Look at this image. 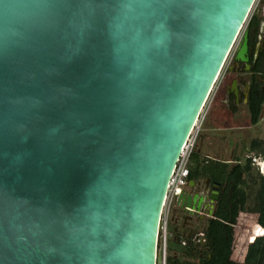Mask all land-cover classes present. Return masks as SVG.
Wrapping results in <instances>:
<instances>
[{
  "label": "water",
  "instance_id": "water-1",
  "mask_svg": "<svg viewBox=\"0 0 264 264\" xmlns=\"http://www.w3.org/2000/svg\"><path fill=\"white\" fill-rule=\"evenodd\" d=\"M255 3L0 0V264L159 262L171 177Z\"/></svg>",
  "mask_w": 264,
  "mask_h": 264
},
{
  "label": "flooded vegetation",
  "instance_id": "flooded-vegetation-1",
  "mask_svg": "<svg viewBox=\"0 0 264 264\" xmlns=\"http://www.w3.org/2000/svg\"><path fill=\"white\" fill-rule=\"evenodd\" d=\"M264 3V0H263ZM261 11V8L259 9ZM260 14V12L258 13ZM263 19L259 29L254 28V14L245 31L240 34L235 46V56L231 60L227 73L230 74L231 81L226 80L223 87V96L227 98V111L237 113L236 108L247 106L250 114H257L258 109L260 116L264 110V11L260 14ZM263 35L262 38L260 36ZM245 51L242 53V49ZM236 111V112H235ZM260 121V120H259ZM258 123V122H257ZM254 123V126L257 124ZM232 145V146H231ZM231 147L230 155L233 158L241 159L246 157V149L239 142L237 144L229 143ZM235 160V161H236ZM191 181V180H190ZM203 185L207 192L218 195L214 213H205L200 209L185 205L177 206L174 209L173 216L170 219V236H173L178 243V250L170 252L175 259L181 258L186 264H225V246L219 242L217 250L219 255H215L212 250V240L207 236L210 228H215V213L218 207L220 185L212 183L209 177L202 178L197 184ZM191 182L184 187V193L191 189ZM179 208V209H178ZM180 210V212H178ZM208 210V209H207ZM224 239V235L221 236ZM210 238V239H209Z\"/></svg>",
  "mask_w": 264,
  "mask_h": 264
},
{
  "label": "trees",
  "instance_id": "trees-1",
  "mask_svg": "<svg viewBox=\"0 0 264 264\" xmlns=\"http://www.w3.org/2000/svg\"><path fill=\"white\" fill-rule=\"evenodd\" d=\"M255 24L257 29H259V19L256 18V14H254ZM260 115L258 109L257 114L254 115L253 113L252 121L254 123L259 122ZM261 144L262 140L257 138L252 145V151L261 153V150H258ZM262 149L264 152V146ZM252 164L251 157H246L244 160L238 159L237 163L231 164L212 158L202 159L201 155L195 152L192 156L189 179L198 181V179L209 177L212 183L221 185L218 207L215 213V218L217 219L214 220L215 228H210L206 231L207 236L212 240V250L215 255H219L217 250L219 242L224 243L225 264H264V234L260 236L261 227L264 228V175L261 174L257 225L253 228L248 252L243 263L232 259L234 227L237 224L240 213L246 211L245 207L248 198L245 187L249 183L248 178L252 177ZM254 181H256L255 177ZM222 235H224V239H222ZM169 264H186V262L181 258L175 259L174 256L169 255Z\"/></svg>",
  "mask_w": 264,
  "mask_h": 264
},
{
  "label": "crops",
  "instance_id": "crops-1",
  "mask_svg": "<svg viewBox=\"0 0 264 264\" xmlns=\"http://www.w3.org/2000/svg\"><path fill=\"white\" fill-rule=\"evenodd\" d=\"M259 9L260 7L256 11V18L259 19L258 25L260 26V23L262 22L263 19V17L260 14L264 11V3L261 7V11ZM259 12L260 14H258ZM253 14H254V10H253ZM246 26L244 27L243 31H245ZM254 28H257L256 24L254 25ZM262 37L263 35L260 36V38ZM220 100H222V103H220ZM219 105L221 107L218 112H214L213 109L209 111L210 114L204 128L205 130L203 133H202L203 130L201 131L199 143L195 153H199L202 159L212 158V159L228 162L231 164H235L237 163V160L236 161L234 160L233 155H230L229 157H225V155L229 154L231 151V147L229 146V143L231 141L232 144H237L240 142L242 144V147L243 148L245 147L247 153L246 156L248 157L249 153L254 152L252 151V145L254 141L257 138L261 139L262 137L256 135V138L254 139V122L252 121V115L250 114V111L247 110V106L242 105L240 106V108H236L237 113H230L227 111L228 103H227V98L226 97L224 98V96H221L220 98L218 97L217 100L214 99L212 107L215 106L217 108L219 107ZM259 123L260 121L256 125L259 126ZM209 145L211 147H214L215 149L218 148L219 150H222L223 156L218 158L208 155L205 150L209 149ZM241 159L244 160V158ZM191 163H192V159H191ZM190 182L192 188L188 193H184L182 202L187 206H192L193 208L200 209V211L205 213H207V211L208 213L210 212V214L211 212H214L216 201H214V199L211 197V194L208 193L206 188L203 187V185H201L200 183L196 186L197 181H195L194 184H192V180ZM175 208H173L171 218L173 216V212ZM178 212H180V210H178ZM172 241H173V245L172 247L170 246L169 249L170 252H175L176 250H178L177 249L178 243H176V240L173 236H172ZM232 259L236 260L233 254H232Z\"/></svg>",
  "mask_w": 264,
  "mask_h": 264
},
{
  "label": "rangeland",
  "instance_id": "rangeland-1",
  "mask_svg": "<svg viewBox=\"0 0 264 264\" xmlns=\"http://www.w3.org/2000/svg\"><path fill=\"white\" fill-rule=\"evenodd\" d=\"M263 5V0H256V3L254 5V14H256L257 9L260 7H262ZM253 17V9L252 12L249 16V19L246 23V25H248L249 21L251 20V18ZM245 25V26H246ZM235 46L233 48V50L231 51L230 56L228 57V60L221 72L220 75V79L218 80V82L215 84L214 86V90L211 93V96L206 104V107L204 109L205 111V118L204 121L202 123V128L201 131L202 133L204 132V128L206 125V122L208 120L209 114H210V110H214V112H218L220 110V105L219 107H212L213 101L214 99L217 100V98L223 96V87L225 85L226 80L228 82L231 81L230 78V74L227 73V69L230 66L231 60L233 59V57L235 56V50H236ZM223 100V98H222ZM222 100H220V103H222ZM218 103V102H217ZM212 107V108H211ZM201 131L199 133V137H198V141L196 144V148L194 150V152L197 149L198 143H199V138H200V134ZM256 135L262 137V144L261 146L258 148V150H261V153H257V151L253 152V153H249L248 157L252 158V162H253V168H252V177L248 178V185L245 187L246 192H247V203H246V211L240 213L237 224L234 227V249H233V256L236 259V262L239 263H243L245 260V256L248 252V248L250 246V239H251V235L253 232V228L257 225V218H258V212L257 209L259 208V193L261 192V185H260V174L264 175V172L261 171L258 163L255 161L254 158H260L263 159L264 158V152H263V146H264V110H263V116L260 120L259 126H254V139L256 138ZM206 153L212 157H218L220 158L221 156H223V151L219 150L218 148H214L211 147L209 145V149L205 150ZM251 152V151H250ZM230 154L225 155V157H229ZM247 157V156H246ZM246 157H243L244 159ZM254 177L256 178V181H254ZM254 209V210H251ZM261 232V231H260ZM261 236V235H260ZM169 248L170 246L172 247L173 245V241H172V236L169 237ZM183 259H184V254H183Z\"/></svg>",
  "mask_w": 264,
  "mask_h": 264
},
{
  "label": "built area",
  "instance_id": "built-area-1",
  "mask_svg": "<svg viewBox=\"0 0 264 264\" xmlns=\"http://www.w3.org/2000/svg\"><path fill=\"white\" fill-rule=\"evenodd\" d=\"M253 10H254V8H253ZM219 79H220V76H219L218 80ZM218 80H217V82H218ZM206 104H205V106H204V108H203V110L199 116V119H198L194 129L191 132V135L189 136V138H188V140H187V142L183 148L181 157L179 158V160L177 162V165L175 167V170H174L173 175H172L171 180H170L168 194L166 197V201L164 204L162 217H161V221H160L159 240H158L159 262L157 264H169L170 250H169L168 243H169V237H170V226H169L170 219H171L173 208H175L177 206H182V207L185 206V204L182 202L181 196H182V194L184 195V187L186 185H188L190 182L189 175H190L191 159H192V155L194 153V150L196 148L199 133H200L201 128H202V123H203L204 118H205L204 109L206 107ZM254 159L257 162V159H259V158L256 157ZM261 168H262V166L260 167V169ZM261 171H262V169H261ZM261 228H262V230H261L260 235H263L264 234V228L263 227H261Z\"/></svg>",
  "mask_w": 264,
  "mask_h": 264
},
{
  "label": "bare ground",
  "instance_id": "bare-ground-1",
  "mask_svg": "<svg viewBox=\"0 0 264 264\" xmlns=\"http://www.w3.org/2000/svg\"><path fill=\"white\" fill-rule=\"evenodd\" d=\"M219 78V77H218ZM218 80V79H217ZM217 82V81H216ZM216 84V83H215ZM215 86V85H214ZM214 89V88H213ZM258 165L261 167L262 166V171L264 172V159H257Z\"/></svg>",
  "mask_w": 264,
  "mask_h": 264
}]
</instances>
